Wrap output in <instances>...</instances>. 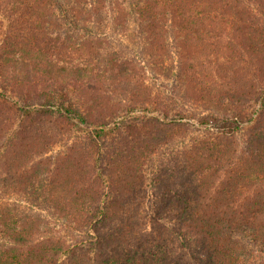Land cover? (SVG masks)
Wrapping results in <instances>:
<instances>
[{"label":"trees","instance_id":"1","mask_svg":"<svg viewBox=\"0 0 264 264\" xmlns=\"http://www.w3.org/2000/svg\"><path fill=\"white\" fill-rule=\"evenodd\" d=\"M0 264H264V0H0Z\"/></svg>","mask_w":264,"mask_h":264},{"label":"rangeland","instance_id":"2","mask_svg":"<svg viewBox=\"0 0 264 264\" xmlns=\"http://www.w3.org/2000/svg\"><path fill=\"white\" fill-rule=\"evenodd\" d=\"M245 128H248V126L247 127H245ZM246 133V130L245 131H242L241 133H240V137H239V139L241 140V137L242 136H244V134ZM148 208L151 210V200H150V202H149V204H148Z\"/></svg>","mask_w":264,"mask_h":264}]
</instances>
